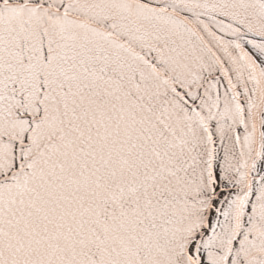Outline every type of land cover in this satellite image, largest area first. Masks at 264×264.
<instances>
[{
	"label": "snow or ice",
	"instance_id": "1",
	"mask_svg": "<svg viewBox=\"0 0 264 264\" xmlns=\"http://www.w3.org/2000/svg\"><path fill=\"white\" fill-rule=\"evenodd\" d=\"M0 264H264V0H0Z\"/></svg>",
	"mask_w": 264,
	"mask_h": 264
}]
</instances>
